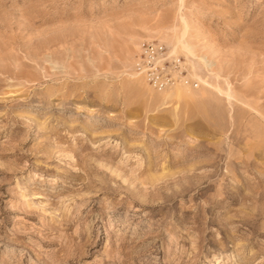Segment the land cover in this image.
<instances>
[{
    "label": "rangeland",
    "instance_id": "rangeland-1",
    "mask_svg": "<svg viewBox=\"0 0 264 264\" xmlns=\"http://www.w3.org/2000/svg\"><path fill=\"white\" fill-rule=\"evenodd\" d=\"M0 264H264V0H0Z\"/></svg>",
    "mask_w": 264,
    "mask_h": 264
},
{
    "label": "built area",
    "instance_id": "built-area-1",
    "mask_svg": "<svg viewBox=\"0 0 264 264\" xmlns=\"http://www.w3.org/2000/svg\"><path fill=\"white\" fill-rule=\"evenodd\" d=\"M159 49L149 47L143 54L142 74L149 80L153 87H161L168 84V79L160 74Z\"/></svg>",
    "mask_w": 264,
    "mask_h": 264
}]
</instances>
